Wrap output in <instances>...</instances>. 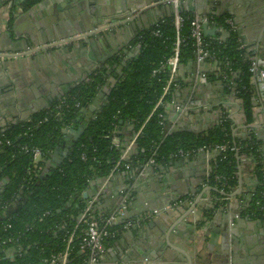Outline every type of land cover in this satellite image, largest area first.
Instances as JSON below:
<instances>
[{
	"label": "crops",
	"instance_id": "0c3cea01",
	"mask_svg": "<svg viewBox=\"0 0 264 264\" xmlns=\"http://www.w3.org/2000/svg\"><path fill=\"white\" fill-rule=\"evenodd\" d=\"M160 1L158 0V2ZM188 1H183V6L186 9L189 8ZM6 2L0 0V36L2 37L0 40V130L11 125L14 126L15 123L18 125L29 122L35 114L46 110L51 103L50 100L58 96L59 92L64 93L79 86L91 74L104 66V62L106 66L114 57L120 58V61L123 62L124 59L128 60L135 56L139 49L137 46H133L135 39L144 31L151 29L158 20H161V17H167L170 13L166 4L159 5L157 2L158 5L154 6L155 3L152 0H96L92 2V5H89V8H83V13L66 17L61 16V11L57 10V7L65 4V0H54L53 3L32 12L23 4L16 6L12 12V10H9V4H5ZM141 4L153 5L154 7L139 12L136 11V6ZM224 7H231L232 11L239 15L237 19H242L240 28L246 44L259 43V46H264V0H225ZM190 8L193 10L192 13L199 17V12L204 14L208 11H214V9H218V4H210L209 0H192ZM133 10H135V14L132 13ZM251 14L255 17L250 18L249 15ZM46 15L54 24L48 22ZM49 26L54 27L57 41L75 36L82 37L79 40H73L55 48H44V46L57 42L45 43L49 36L43 32V29L47 31ZM209 26L215 25L210 24ZM216 28L218 29L217 34L209 38L216 37L221 41L228 34L221 27L216 26ZM8 29L12 30L10 38L15 41L13 45L9 44L6 38ZM235 29L236 26L234 25V32ZM261 40H263L262 43ZM34 41L39 46L33 48ZM238 43L247 57L251 50H245L239 39ZM13 46L17 51L15 53L19 56L15 58L4 57L5 54L14 53L9 52ZM29 46L31 48L25 51ZM247 58L250 59V57ZM197 63L196 75H193L190 68L192 62L185 65L184 68L178 69L177 77L182 85L165 105L164 126L170 121L169 133L178 129L179 126L184 129L189 126L191 130L201 129L205 132L212 128L209 126L215 121L227 119L233 123L232 134L234 136L241 138L251 136L254 139L256 133L264 136V112L260 110L258 105H253L256 101L252 99L251 95L254 90V78L251 80L249 89V97L253 107V120L251 123H247L242 113V99L238 96L237 89L234 92L231 91L236 85H230L229 90H226L220 64L218 63V71H216V67H213L215 62L210 63L211 66L208 68L199 62ZM251 63L255 62L252 61ZM118 67L114 69L113 74L118 70ZM203 70L208 71L207 74L203 73L208 77V88H202L204 85L199 86L195 83L196 77L201 75L200 71ZM110 76H106V80ZM219 81H222L223 85H220ZM191 99L200 100L203 105H209L212 109L217 106L220 107L223 112L222 118H220L218 112L205 114L204 118L198 119V122L195 118L191 120L184 117V113L177 117L176 111L178 108L183 106L184 109ZM89 113L91 112L88 108L83 110L80 119L88 118ZM253 126H256V128L253 129ZM132 131L129 125L123 128L124 150L122 158L124 160L135 156L137 135ZM68 133L65 134V138ZM255 140L257 141V139ZM116 141L118 140L116 139ZM257 142V152L264 171V139L263 142ZM217 157L218 151L203 150L192 154L190 157L174 158L162 164H154V170L157 169L158 173L149 171L151 165H138L136 169L138 170L142 166L143 170L136 176V172L133 173L136 177L134 181H132V178L126 180V177L114 178L113 175L107 177L106 180H109L108 185L110 183V186L106 182L101 184L102 181H95L94 183H98L95 184V187L100 191L104 187L109 188L110 191H124V198L128 200L127 210L133 215V219L140 224L136 230L132 229L131 231L137 233L144 227V234H139L144 243L135 244L129 233L123 230L110 242V246L105 248L104 258L98 264H123L116 250L121 244L124 248L135 245L139 252L143 251L139 245L141 247L145 245L156 246V248H153L157 252L156 257L153 258L149 255L151 264H186L182 252L190 257V264H222L223 244L221 240L222 233L227 227L230 230L233 229L234 234L238 237L237 245L239 246L240 240L243 243L241 250L237 246L235 255L233 254L235 264H241L242 260H244V264H264V221L253 218L248 212L252 190L256 185L253 173L255 160L253 157L243 154L238 156L236 162L237 186L232 192H238V195L233 199L216 201L210 194L211 190L208 191V189L213 188L208 185L207 181ZM133 168L130 167L129 170H123L121 173L129 172ZM163 168L168 169L165 172V178H167L169 184L166 191L170 198H175L172 197V192L179 196L181 204L178 206V203H176V207H172L170 211L158 210L155 212L151 209L153 205L147 203L149 211L144 212L142 206L147 204L140 203L142 201L138 199L140 204L136 202L137 206L133 207L129 197L132 188L141 187L140 191L143 190V194L144 184L150 189H155L157 182L162 178L163 172L161 169L163 170ZM239 182H241V190H238ZM188 188H193L196 195L188 194ZM89 191L93 194L92 190ZM144 196L142 195L141 199L147 200V202L151 201V199ZM91 198H95L94 206L99 210L96 214L99 217H106L109 214L108 206L112 204L111 201H114V198L108 199L109 197H105L103 199L98 195ZM214 200L218 203L222 202L218 210L230 204L231 209H235L237 212L233 214L232 211H218L212 229L205 225L195 227V229L188 228L186 223L196 220L197 216L202 214V209L207 201ZM159 204L156 203L154 206L160 207L161 204ZM193 204L196 205L193 212L187 215ZM183 217L184 219L180 222ZM236 220L237 223H235ZM166 242L172 246V250H169L168 256L160 257L159 251L167 249L164 245ZM114 244H117V247ZM13 253V251L10 253V258L14 255ZM138 262L137 260L132 261V263Z\"/></svg>",
	"mask_w": 264,
	"mask_h": 264
},
{
	"label": "trees",
	"instance_id": "16d2710c",
	"mask_svg": "<svg viewBox=\"0 0 264 264\" xmlns=\"http://www.w3.org/2000/svg\"><path fill=\"white\" fill-rule=\"evenodd\" d=\"M41 1L24 0L23 5L30 8ZM179 14L183 20L181 37L184 42L180 47L178 64L185 66L195 59V49L189 39V24L195 15L187 10H181ZM207 17L210 24L228 33L221 40L222 44L216 37H206V40L213 45L226 90L230 85H236L235 89L242 99L244 119L251 123V62L240 49L236 33L226 26L225 22L230 17L209 14ZM175 37L172 15L158 20L151 29L140 34L133 43V46L138 45V53L125 62L121 76L116 77L115 86L106 99L100 101V110L88 122L80 119L79 115L96 98L106 82V76L112 75L114 69L120 66L118 57L112 58L106 66L100 67L67 94L54 99L46 110L35 114L29 122L0 133V141L10 142V146H0V216L3 215L0 217V264H45L52 256L65 252L70 236L73 240L68 248L71 252L66 264H84L85 256L77 251V244L85 226L78 221V217L89 200L82 198L89 183L118 173L115 171L112 174L118 162L117 171L120 173L124 164L131 168L145 165L149 160L162 164L179 151L193 154L199 149L213 151L222 145L226 147L224 152L218 151L207 181L213 188L210 194L216 201L224 200L222 194H232L237 186L238 156L253 157L256 185L248 212L253 218L261 219L259 209L260 204H264V171L257 152L258 142L253 137L234 136L233 123L227 119L199 134H164L161 123L165 116V104L156 105L170 78L167 61L173 55ZM172 96L173 92H170L164 97V103H168ZM128 125L137 135V154L121 160L123 128ZM80 128L82 132L70 146L62 164L51 168L50 157L55 147L64 143L66 130ZM113 139L118 140V145L113 143ZM23 147L28 151L22 150ZM34 148L42 153L41 161L36 165L30 152ZM24 186L26 202L16 211L6 214ZM257 202L260 204L257 205ZM220 204L222 202L217 206ZM210 212L208 210L207 213ZM92 217L99 220L96 213ZM128 220L134 221L132 218ZM120 227L114 224L106 226V229L115 232ZM110 244L109 240L104 241L105 248ZM12 251L14 255L10 258Z\"/></svg>",
	"mask_w": 264,
	"mask_h": 264
},
{
	"label": "water",
	"instance_id": "95a60500",
	"mask_svg": "<svg viewBox=\"0 0 264 264\" xmlns=\"http://www.w3.org/2000/svg\"><path fill=\"white\" fill-rule=\"evenodd\" d=\"M4 1L8 2L9 10H12V12L15 10L16 6H18L20 4H23V2H24V0H18V1H15V4L13 5V0H4ZM93 1L95 2L96 0H65V4H62L60 7H57V10L61 11V13H62L61 16H63V17L78 15V13H83L84 12V11H82L83 8H85V9L89 8V5L90 4L92 5ZM152 1H153V3H155L154 6H157L158 4L160 5L163 2L162 0L160 2H158V0H152ZM183 1L184 0H181L179 2V4H178V12H180L181 10H187L189 12H192L193 10H192V8H190V4H191L192 0L188 1V6H189L188 9L184 8ZM53 2H54V0H42L38 4H36L34 6H31L30 8H27V9H30L29 11H31V12L32 11H36L37 9H40L43 6H46L47 4L53 3ZM157 2H158V4H157ZM224 2H225V0H209L210 4H213V3H216V5L218 4V9H214V11H208V12H206L204 14L199 12L198 13L199 16L202 17V16H205L206 14L213 15L215 17H220V16L227 15L230 18H232V21H233L234 25L236 26L235 33L238 36L240 44L244 47L245 50H249V51L251 50L249 52V55L247 56V57H250V59L248 58L249 61L250 60L254 61L255 64H256V68L258 70H262L263 71L264 70V46L263 45L259 46V43H254V44H246L245 43L244 38L242 37V29L240 28L242 26V24H241L242 19L241 18L237 19V17L239 15L237 13H235L234 11H232L231 7H229V8L224 7ZM154 6L153 5L152 6H149V5L146 6V4H143V5L141 4V5L136 6L135 10L139 12L141 10L151 9L150 7H154ZM166 7H167V10L170 12L169 15H167V17L173 15L174 6L173 5H167ZM135 10H133V12H132L133 14H135ZM249 17L251 18V17H255V16L253 14H251V15H249ZM46 19L48 20V22L53 23L52 20L47 15H46ZM130 19H132V18H130ZM161 19H163V17H161ZM113 25H116V24H113ZM12 30H13V28H12ZM12 30L8 29L7 32H6V35H7L6 38L8 39L7 41L11 45L15 44V41H12V39L10 38L12 36ZM43 30H44L43 32L47 36H49L48 40H46L45 43L52 42V41H57L58 38L55 35L53 26H49V28H47V31L45 29H43ZM217 32H218V29L216 28V26L210 27L209 24H205L203 26V33H204L205 37H214L217 34ZM1 38L2 37L0 36V40H1ZM262 42H263V40H261V43ZM33 43L35 44L33 46V48L39 46L37 42L34 41ZM137 47H138V45H137ZM14 48H15V46L10 48L9 52H14V53L17 52L16 49H14ZM28 48H31V46L27 47L25 49V51H28ZM126 61H127V59H124L123 62H121L120 66L118 67V70L115 72V74H112L108 78V80L105 82V84L102 86V88L99 90L96 98L93 100V102L88 107V109L91 112V113L88 114V117H92L94 115V113L97 110L100 109V107H101L100 101L105 100L106 96L110 93V90L113 89V87L115 86L116 77L117 76L118 77L121 76L122 69H123ZM252 61H250V62H252ZM199 63L204 65L207 68L211 66L210 62H208V61L199 62ZM197 64H198L197 60L194 59L192 61L191 67H190L193 75H196ZM214 66L216 67V71H218V63L215 62L213 64V67ZM181 68H184V66L183 65H179L178 69H181ZM200 72H201V74H203V73L207 74L208 73V71H206V70H203V71H200ZM258 75H259V72L256 73V76L253 79L255 83H254V90H253L251 95H252V99L254 101H256L253 105L254 106L258 105L260 110L262 112H264V83L261 82V80L258 77ZM219 84L223 85V82L219 81ZM208 86H209V83L204 85L202 88H208ZM234 90H236V89L234 88L231 91L234 92ZM68 91H66L65 93L59 92L58 96L54 97L53 99L62 97L64 94H67ZM53 99H51L50 102H52ZM219 109H220V107L218 108V106L212 109L209 105H203L202 107H200V108H198V109H196L194 111H188V110L186 111V110L183 109V106H180V108H178V110L176 111V116L178 117L181 113H184V117H188L191 120L195 118L196 122H198V119H201V117L204 118L203 116L205 114H210L211 112H218L220 118H222L223 112L221 111V109L220 110ZM226 113H228V112H226ZM79 117H80V115H79ZM218 123H219V121H217V122L215 121L214 123L210 124L209 127H214L215 125H218ZM16 125H17V123L14 124V126H16ZM130 127H131V129L133 128L132 126H130ZM170 127H171V123H170V121H168L165 124V126H164V134H169ZM252 128L255 129L256 126H253ZM203 131L204 130H201V129L191 130V129H189V126H188L187 129H184V128H182V126H179V128L176 129L173 132L174 133L187 132V133H192V134H199V133H201ZM81 132H82L81 128L80 129H71L70 132L68 133V135L66 136L65 140H64L65 144L64 145L60 144V145L55 147L54 152L52 153V155L50 157L51 168H54V167L59 166L60 164H62L63 160L67 157V155L69 153L70 146L79 138ZM255 139H257V141L263 142L264 136H262L259 133H256L255 134ZM135 153L137 154L136 151H135ZM136 168L137 167L133 168L132 170H130L129 172H126V173H121V172L120 173H115L112 177L120 178V179L122 177H124V178L126 177V180L129 179V178H132V181H134L136 179L135 176L138 175L143 170L142 166L139 167L138 170ZM149 168H150L149 169L150 172H153V173H158L159 172V171H156L157 169L154 170L155 167L153 165L149 166ZM161 171L163 172V174L161 173L162 174V178H161L160 181L157 182V187L155 189H150V187H147V185L144 184V186H145L144 194H145L146 198L151 199L150 202H147V200L141 199V196L142 195L144 196V194L142 192L143 190L140 191L141 187L132 188V192H130L129 197H130V201H132V206L133 207L137 206V203H139L138 199L142 201L140 203H145V204L151 203L153 205V207L151 209H152V211H155V212H157L158 210L159 211H164V210L170 211V210H172V207H176V203H178V206L181 204V199H179L180 198L179 196H176L175 193L172 192L173 193L172 197H175V198H170L169 194L166 191V187L169 184H168L167 178H165V172H167L168 169L167 168H163V170L161 169ZM134 172H136L135 176L133 175ZM106 180H107V178L99 180V182L102 181L101 184H104L106 182V184L108 185V181L109 180L108 181H106ZM95 184H98V183L97 182L96 183H93V182L89 183L88 188H90V189L87 188L82 193V198L84 200H87V199H89V198H91L93 196H97V195L103 197V199H105V197H109L108 199L113 197L114 201L112 200L111 201L112 204H109V206H108L109 207L108 213L109 214L113 213V211L120 204L122 198H124L125 192L124 191H119V190L110 191V189L106 188V187L102 188L101 191H100V190H98L95 187ZM108 186H110V183H109ZM25 188H26L25 186L22 187V190L19 192V195L17 196L16 201L14 203H12L10 205V207L6 210V214H10V213L16 211L17 209H19L20 205H23L26 202V196L23 195V192L25 191ZM89 190H92L93 194H91ZM210 190L211 189H208V191H210ZM238 190H241V182H239V184H238ZM187 193L192 195V196L196 195V191L193 188H188ZM28 195H30V193ZM222 195L225 196V199H233V198H236V196L238 195V192H234V193H232L230 195H225V194H222ZM156 203H160L161 206L160 207L154 206V204L156 205ZM148 204L142 206V209H143L144 212L149 211ZM217 204H218V202H216L215 200L214 201H210V202L207 201V204H205L204 208L202 209L203 210L202 214L200 216H197L196 220L189 221L188 224L186 223V226L188 228L195 229V227H200L198 225L201 224L202 226L205 225V226L209 227L210 229H212L213 225L216 222L215 220H216V216L218 214V211L219 212H223L225 210L228 211V212L232 211L233 214L237 212L235 209H231L230 204L227 207H224V208H221V209L218 210ZM215 205L217 207H215ZM195 206L196 205L193 204L189 208V210L187 212V215L193 212V209H194ZM175 210H176V208L174 209V211ZM208 210H210L211 212L207 213ZM97 211H99L97 209V207H94V209L92 211V214H95ZM0 217H3V215H1ZM125 217L133 219V215H131L128 210H126V212H125ZM184 217L181 219L180 222H182ZM79 218H80V216L78 217V219ZM123 222H124V219H122L120 222H117L115 225H121ZM237 222L238 221L236 220L235 223H237ZM227 223L229 224V222H227ZM231 228H233V226H231ZM143 229H144V227H143ZM143 229L139 230L137 233H134L133 231H131L132 229H127L126 231L129 233L130 238L134 239L133 242L135 244H138V243H144L143 240L139 237L140 233H141V235L144 234ZM133 230H136V229H133ZM222 234H223V237H222V240H221V242L223 244V252H222L223 256L221 257L222 264H235V262L233 261L234 260L233 257L235 255V249L238 246L237 245L238 244L237 243L238 237L234 234L233 229L230 230V228H228V227L224 230V232ZM205 238H207V236H205ZM240 242H241V245H240ZM118 244H121V243H118ZM164 245L166 246L167 249L165 251H161V252L159 251L160 257L168 256L169 250H172V246H170L167 242ZM114 246L117 247V244H114ZM241 246H243V243L240 240L239 241V246H238L239 250H241ZM139 247L144 252L143 251L139 252L135 245L129 246V248H126V247L124 248V247H122V244H121V246L118 247L116 250H117V252L119 254L118 255L119 258H121V260L123 261L122 263L123 264H142V261H143L144 262L143 264H151V260L149 258V255L151 257H153V258L156 257V253L157 252L153 250V248H156V246L155 247H150L148 245H145L144 247H141V245H139ZM241 254L242 253L240 252V255ZM182 255L185 256L186 264H190L191 263L190 257L185 252L184 253L182 252ZM241 258H243V257H241ZM114 260H116V258H114ZM136 260L139 261V262L138 263H132V261H136ZM241 264H244V260H242Z\"/></svg>",
	"mask_w": 264,
	"mask_h": 264
},
{
	"label": "built area",
	"instance_id": "2783aa9c",
	"mask_svg": "<svg viewBox=\"0 0 264 264\" xmlns=\"http://www.w3.org/2000/svg\"><path fill=\"white\" fill-rule=\"evenodd\" d=\"M181 0H166L162 2V4L166 5H173L174 6V12H173V25L175 27L176 37L174 42V48H173V55L172 57L167 61V65L170 69V78L166 84V86L163 89V95L160 98L159 102L156 106H162L166 105L167 102L164 103V97H166L170 92H173V94L181 87V83L178 80L177 72H178V58H179V52L180 47L182 46L184 40L181 37V27H182V18L180 17V14L178 12V4ZM205 24L210 25L209 18L206 16H195L190 24H189V39L192 42V45L195 49V59L197 62H205L208 61L210 63L216 62L219 63L216 59V53L214 51L213 45L211 41L206 40V37L203 33V26ZM226 25L229 28L230 31H234V25L232 20H227ZM157 34V33H156ZM82 36H75L73 38H69L66 40H60L57 42H53L49 44L48 48H55L60 45H65L71 41L79 40ZM218 43V42H217ZM219 44H222L221 41H219ZM19 56L17 53L13 54H5L4 57L7 58H15ZM250 73H252V78L256 76V73L259 72L258 77L260 78L261 82L264 83V71L258 70L256 68L255 63H251ZM208 77L205 74H201L196 77L195 83L196 85L203 86L207 83ZM179 81V82H178ZM62 104V102H60ZM202 102L197 99H191L188 101V103L185 105V110H194L202 107ZM164 127V118L163 122L161 123ZM137 137V136H136ZM113 143L115 145H118V141L116 139H113ZM0 146H10V142L8 140L6 141H0ZM22 150L28 151L26 147H23ZM204 149H199L197 152L203 151ZM214 150L219 152H224L226 150V147L224 145L216 147ZM207 151V150H206ZM209 151V150H208ZM32 154L33 163L37 164L41 161L42 153L39 149L34 148L30 150ZM195 152V153H197ZM194 154V153H193ZM192 154L190 153H184L182 151H179L175 156H172L173 158H183V157H190ZM83 160L85 158L83 157ZM121 160H124L121 157ZM148 165H154L153 160H149ZM119 162L116 164L115 168L112 170V174L117 171ZM130 167L128 164H124L123 170H129ZM218 179V177H216ZM253 196V195H252ZM263 198V196H261ZM95 198H90L87 201V204L84 208L83 213L80 215V218L78 221L82 223L85 227L83 230V233L79 239V242L77 244V251L85 256L84 264H98L100 261L104 258L105 253V247H104V241L109 240L112 242L116 236L122 232L123 230L127 229H136L140 226L138 221H130L128 218L125 217V212L128 208V200L126 198H122L120 204L117 206V208L113 211V213L108 214L106 217H99L98 219H95L92 217V211L94 209L95 205ZM257 205L260 203L257 202ZM261 211V219L264 220V204H260ZM122 219H124V222L120 225V229H118L115 232H111L108 229H106V226L114 225L117 222H120ZM102 224V225H101ZM73 237L70 236L67 240V248L64 253L60 254L57 257H51L48 261H45V264H66L67 260L69 258L71 250H69V246L72 243Z\"/></svg>",
	"mask_w": 264,
	"mask_h": 264
},
{
	"label": "flooded vegetation",
	"instance_id": "af4514ba",
	"mask_svg": "<svg viewBox=\"0 0 264 264\" xmlns=\"http://www.w3.org/2000/svg\"><path fill=\"white\" fill-rule=\"evenodd\" d=\"M104 65H105V62H104ZM107 81V80H106ZM73 89V88H72ZM71 90V89H70ZM65 93V92H64ZM54 100V99H53ZM52 100V101H53ZM50 105V104H49ZM49 107V106H48ZM92 117H88V118H83V120H84V122H88L90 119H91ZM19 125V124H18ZM10 127H12V125L11 126H8V128H2L1 130H0V133H4L5 131H7L8 129H10ZM71 130V129H70ZM70 130H66V133H68V131L70 132ZM64 144V143H63ZM262 221H264V220H262Z\"/></svg>",
	"mask_w": 264,
	"mask_h": 264
}]
</instances>
